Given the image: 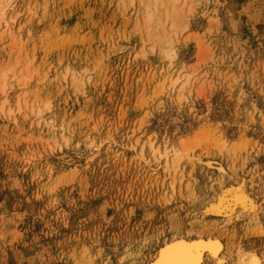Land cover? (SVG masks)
I'll use <instances>...</instances> for the list:
<instances>
[{
  "label": "rangeland",
  "instance_id": "1",
  "mask_svg": "<svg viewBox=\"0 0 264 264\" xmlns=\"http://www.w3.org/2000/svg\"><path fill=\"white\" fill-rule=\"evenodd\" d=\"M209 236L264 264V0H0V264Z\"/></svg>",
  "mask_w": 264,
  "mask_h": 264
},
{
  "label": "bare ground",
  "instance_id": "2",
  "mask_svg": "<svg viewBox=\"0 0 264 264\" xmlns=\"http://www.w3.org/2000/svg\"><path fill=\"white\" fill-rule=\"evenodd\" d=\"M243 186L239 187L238 185L236 189L234 188L232 191L230 190L229 193L226 192V194L228 193L227 196H224L223 198L221 197L218 203L213 204L207 209V212L218 216H221L224 212L234 215L236 210L238 211L236 208L237 206L242 208L243 213L247 210L255 212L257 207L254 201L248 196ZM185 252L190 253V255L187 256L188 264H205L207 261L224 264L225 261V245L218 237H200L192 240L176 237L171 241L166 242L160 248L155 259L152 260V264H173L174 258L178 254Z\"/></svg>",
  "mask_w": 264,
  "mask_h": 264
},
{
  "label": "snow or ice",
  "instance_id": "3",
  "mask_svg": "<svg viewBox=\"0 0 264 264\" xmlns=\"http://www.w3.org/2000/svg\"><path fill=\"white\" fill-rule=\"evenodd\" d=\"M185 247H187V246H185ZM188 255H190V253H188V252L178 254L174 258L173 264H188V260H187Z\"/></svg>",
  "mask_w": 264,
  "mask_h": 264
}]
</instances>
